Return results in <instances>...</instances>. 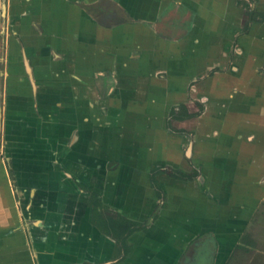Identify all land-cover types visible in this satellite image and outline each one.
Instances as JSON below:
<instances>
[{
    "label": "crops",
    "instance_id": "crops-1",
    "mask_svg": "<svg viewBox=\"0 0 264 264\" xmlns=\"http://www.w3.org/2000/svg\"><path fill=\"white\" fill-rule=\"evenodd\" d=\"M242 2L248 5L0 0V264L110 261L115 241L92 221L96 198L79 184L99 190L130 219L149 221L115 264H235L237 251L248 248L239 242L244 228L264 201V161L258 170L234 167L243 171L235 176L223 164L219 176L208 169L218 163L211 154L226 159L234 151L237 160L254 157L256 164L264 148V81L252 94L230 79L239 74L237 63L232 71L221 64L227 51L220 50L241 29ZM250 31L239 42L256 55L264 51V21ZM215 45L219 51L211 52ZM199 96L208 100L201 115L170 117L173 107L188 108ZM195 118H202L195 139L211 194L195 191L201 178L160 172L161 200L153 168L193 174L177 154L185 139L194 144V134L174 132L167 121L185 130L173 121ZM174 143L175 153L167 149Z\"/></svg>",
    "mask_w": 264,
    "mask_h": 264
},
{
    "label": "rangeland",
    "instance_id": "rangeland-1",
    "mask_svg": "<svg viewBox=\"0 0 264 264\" xmlns=\"http://www.w3.org/2000/svg\"><path fill=\"white\" fill-rule=\"evenodd\" d=\"M246 1H247L248 5H243V2L241 4L244 8L247 7V9H248V11H246L247 9L244 10V12L242 14V20H241V22H239L241 29L238 31L237 35L234 36V38H231L228 40V41H230V43L226 42V43H228L226 50L223 52L220 50V52L223 55H225L224 52H226V51H227L226 55L230 54V55H228L227 58L225 55L224 60L227 59V62L221 63L222 65L225 66L226 70L232 71L233 63L238 64L237 66L239 69V74L238 75H232L231 76L232 78H230V79L231 80L233 79L232 81L233 82L235 81L236 85L238 84L239 86H242L244 84V85L249 86L251 88L250 90L252 91V94H253L254 92H256L253 90H255V88L257 89L258 86H260L258 84V82L262 83V81H264V51H260V52L255 51L256 55L255 54H253V55L247 54L246 52H243V50H244L243 48L245 46H243V43L239 42V37L241 36L240 34L247 33L250 31V29H252V25L255 21L250 23L249 29H246L248 18H249L251 10L258 11V9H261L262 11H258V12L264 13V3H263V7H261L260 2L262 0H246ZM260 34L261 33H259V35ZM212 42H213V40L211 41V45H213ZM200 43L202 45L205 44L204 46L207 47L208 44L206 45V43H209V42H204V44H203L200 41ZM209 45H210V43H209ZM204 46H202V47H204ZM210 48H211V52L219 51V48L217 45H215L216 49H214L213 46H211ZM224 49L225 48H223V50ZM216 56H218V52H216ZM235 76L237 77V79L234 78ZM241 81H243V82H241ZM236 89H235V91H236ZM246 90H248V89H245V91ZM200 91H201L200 94L203 93V88L200 89ZM252 94L250 95V97H254V96H252ZM250 97L248 96L247 99H250ZM202 98L203 97L199 96V97L193 98V101L190 99L191 102H188L189 110L193 111V112L199 111L200 110V103L201 104L204 103L206 106V103H208V100H207V98H205L204 99L205 101H204V100H202ZM254 105H256V104H254ZM232 112L237 113L233 110H232ZM233 114L231 115V117H233L234 119H237V117L234 116ZM173 123H174L173 125L175 127H183V128H185L186 131L188 130L194 134V138H193L194 144H193V142H192V144H190V139H189V141H188V139H185V142H184L185 144L183 145V147L180 148V150L177 154V157L180 160H182V163H183V165H179V166L180 167L182 166L185 170L190 171L191 173H195L197 171L196 178L197 179L201 178V180L195 181L196 183L193 185L195 188V191L200 190V192H202V193H204V191H205L207 193V195L209 196L211 194L210 191H212L211 190L212 188L210 186L211 184L209 183L210 185H208V182H207V187H205V186H203V182H202V178H203L202 176L204 175L205 181H206L205 176H207L204 174L205 172H204V168H203V164L205 162L204 161L205 152L202 151L200 147L197 149V147L200 146V143L196 142V139H195V138L199 139V135L197 132H198L199 126L202 123V118L191 119L189 121H185L184 123L173 121ZM259 128H262V126H260ZM257 137H255V140ZM151 142L155 143V140L153 139V140H151ZM175 143L173 145H169L171 147H168L166 145L168 147L167 149H169L173 153H175V148H177L175 146ZM250 145H252V143H250ZM189 148H193L192 150H193L194 155L191 157L188 156ZM164 149H166V148H164ZM263 149L264 148H260L259 152L257 153V155L259 157L257 159L258 163H256V164L254 162H251L252 160H255L254 157H251V159H249L250 162L248 160H243V162L241 160H237L236 158L240 159V155L237 156L234 151L232 152L230 157H228L226 159H220L219 156H218V159H216L211 154L210 161L215 159V160H218V163H217L215 168H211V169L209 168L208 171H211L212 175L215 173H216V176L221 175V173L219 172V168H218L219 164H223L224 166H227V170H229L234 176L236 175L235 173H239V174L243 173V171H241V170L237 171L234 167H242L244 165H248L250 168H252V170H255L256 168L258 170V168L261 167V164L264 161V153L262 154ZM149 160L153 162V161H156V158H149ZM112 165L113 164L110 163L108 165V167H110ZM213 185H215V184H213ZM175 190L176 189L173 188L174 193L178 194L179 192L175 191ZM177 197H178V195H177ZM180 201H179V204H180ZM183 203H186L188 205L187 211L192 213V207H191V204H189L191 202L190 201L188 202L185 200V201H183ZM196 209L197 208L194 207V210H196ZM189 216H190V214H189ZM244 229H245V231L242 234L239 242H242L243 246H248V248H246L245 251H237V256H238L237 259L238 260L235 261V264H264V201H261L260 204H258L257 209L254 212L252 219L250 220V225L248 224V227H246ZM107 264H115V263L110 262Z\"/></svg>",
    "mask_w": 264,
    "mask_h": 264
},
{
    "label": "trees",
    "instance_id": "trees-1",
    "mask_svg": "<svg viewBox=\"0 0 264 264\" xmlns=\"http://www.w3.org/2000/svg\"><path fill=\"white\" fill-rule=\"evenodd\" d=\"M253 21H264V13L251 10L246 29H249L250 23ZM204 111V105L200 103V110L194 113H189L185 104H181L178 109L173 107L170 111V117L183 118V117H195L202 114ZM167 126L174 132L185 133L184 129H175L172 127L170 120L167 121ZM160 172H167L171 176L181 180H188L196 177L197 171L193 174H188L170 167L157 166L151 171V181L156 188L158 197L161 200L166 198L164 191L158 186L156 181V175ZM82 189L90 192L96 199L92 208V221L94 224L106 235L111 236L116 241V249L113 259L116 262H120L126 258L133 249V244L130 241V237L143 229H145L149 221H137L128 218L127 216L113 210L111 207L103 202L101 193L96 188H88L82 184H79ZM158 216V212L154 214V219ZM82 264H91L90 262H84Z\"/></svg>",
    "mask_w": 264,
    "mask_h": 264
},
{
    "label": "flooded vegetation",
    "instance_id": "flooded-vegetation-1",
    "mask_svg": "<svg viewBox=\"0 0 264 264\" xmlns=\"http://www.w3.org/2000/svg\"><path fill=\"white\" fill-rule=\"evenodd\" d=\"M128 218H129V217H128ZM143 230H144V229H143ZM100 231H101V230H100ZM141 231H142V230H141ZM101 232H102V231H101ZM138 232H139V231H138ZM102 233H103V232H102ZM103 234H104V233H103ZM105 235H106V234H105ZM106 236H108V235H106ZM108 237H111V236H108ZM131 237H132V236H131ZM131 237H130V238H131ZM111 238H112V237H111ZM112 239H113V238H112ZM113 240H114V239H113ZM114 241H115V240H114ZM130 241H131V240H130ZM115 245H116V241H115ZM115 247H116V246H115ZM115 249H116V248H115ZM132 250H133V249H132ZM131 252H132V251H131ZM131 252H130V253H131ZM114 254H115V250H114ZM129 255H130V254H129ZM129 255H128V256H129ZM113 256H114V255H113ZM128 256H127V257H128ZM127 257H126V258H127ZM126 258H124V260H125ZM122 261H123V260H122ZM122 261H120V262H122ZM110 262H111V263H119V262H116V261L113 259V257L110 259V261H109L108 263H110ZM91 264H92V263H91Z\"/></svg>",
    "mask_w": 264,
    "mask_h": 264
}]
</instances>
